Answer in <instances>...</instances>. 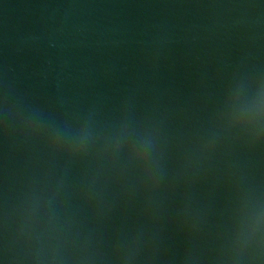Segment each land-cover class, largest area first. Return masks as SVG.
I'll return each mask as SVG.
<instances>
[{
    "label": "water",
    "instance_id": "1",
    "mask_svg": "<svg viewBox=\"0 0 264 264\" xmlns=\"http://www.w3.org/2000/svg\"><path fill=\"white\" fill-rule=\"evenodd\" d=\"M129 0H0V264H47L104 107Z\"/></svg>",
    "mask_w": 264,
    "mask_h": 264
}]
</instances>
